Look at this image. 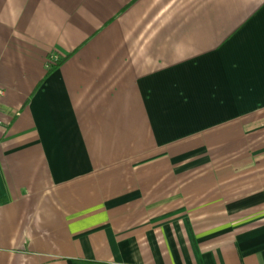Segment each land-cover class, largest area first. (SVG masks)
Instances as JSON below:
<instances>
[{
  "label": "crops",
  "instance_id": "obj_1",
  "mask_svg": "<svg viewBox=\"0 0 264 264\" xmlns=\"http://www.w3.org/2000/svg\"><path fill=\"white\" fill-rule=\"evenodd\" d=\"M0 90V264H264V0H0Z\"/></svg>",
  "mask_w": 264,
  "mask_h": 264
},
{
  "label": "trees",
  "instance_id": "obj_2",
  "mask_svg": "<svg viewBox=\"0 0 264 264\" xmlns=\"http://www.w3.org/2000/svg\"><path fill=\"white\" fill-rule=\"evenodd\" d=\"M58 64V61H56L54 64H51L46 69V74H49L50 71Z\"/></svg>",
  "mask_w": 264,
  "mask_h": 264
},
{
  "label": "built area",
  "instance_id": "obj_3",
  "mask_svg": "<svg viewBox=\"0 0 264 264\" xmlns=\"http://www.w3.org/2000/svg\"><path fill=\"white\" fill-rule=\"evenodd\" d=\"M0 94H2V90H0Z\"/></svg>",
  "mask_w": 264,
  "mask_h": 264
}]
</instances>
